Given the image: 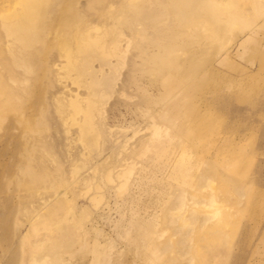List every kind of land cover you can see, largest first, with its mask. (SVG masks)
Listing matches in <instances>:
<instances>
[{"label": "rangeland", "instance_id": "374dc122", "mask_svg": "<svg viewBox=\"0 0 264 264\" xmlns=\"http://www.w3.org/2000/svg\"><path fill=\"white\" fill-rule=\"evenodd\" d=\"M82 1L90 3L41 0L28 14L29 0H0V264H36L41 259L42 264H234L238 253H251L264 227V58L253 53L264 49V25L257 20L260 25L254 31L260 41L238 54L237 41L244 33L234 27V35H224L215 61L231 54L217 68L230 78L245 80L248 93L244 96L231 83L220 92L201 94L204 101L197 105L208 114L205 120L212 128L190 145L182 134L176 141L172 137L176 127L179 131L188 127L190 120L185 117L156 120L149 129L145 118L137 115L135 104L142 91L137 87L150 91L159 77L141 76L119 60L113 44L120 31V15L117 8L103 6L114 0H103L99 11L85 5L86 29L74 26L78 20L72 14ZM111 19L114 22L107 25ZM28 25L36 27L37 35L32 47L18 51L17 44L29 40L23 29ZM101 26L108 27L107 37L88 33V28ZM82 40L105 41L104 49L111 53L108 60H89L88 52L98 48L79 52ZM54 62L62 64L58 74L52 73ZM97 72H101L98 78ZM130 74L135 83L129 82L117 93ZM61 84L70 89V97H76L74 89L83 93L73 104L72 99L65 101V112H59L60 99L67 97L58 93ZM158 88L157 84L151 90L153 97L163 99L165 89L158 92ZM103 89L108 96L96 102V110L109 117L104 120L110 126L89 115L88 123H96L95 131L84 124L79 128L82 119L75 105L87 109L91 94ZM126 89L132 96L121 95ZM38 94L45 107L37 104ZM222 97L225 102L211 103ZM181 99H168L157 107L172 112ZM157 129L166 152L154 151L152 132ZM144 135L149 145H140ZM184 145L192 148L183 149ZM21 159L27 164L19 168L15 163ZM200 161L208 165L200 168ZM178 162L185 163L182 174L190 185L196 184L200 171L208 172L198 188L203 187L200 192L212 197L210 203L218 207L209 217L213 221L201 222L193 240L185 243L181 240L190 229L175 234L178 225L170 223L179 199L175 188L180 185L171 175ZM223 185L228 194L220 193ZM65 187L69 189L63 207L43 211L34 221L40 206L51 200L54 191L65 192ZM193 212L184 209L181 221L191 219ZM142 231L148 237L139 238ZM208 235H217V241L221 238V245L207 239ZM215 246L227 254L223 260L213 255Z\"/></svg>", "mask_w": 264, "mask_h": 264}, {"label": "bare ground", "instance_id": "6f19581e", "mask_svg": "<svg viewBox=\"0 0 264 264\" xmlns=\"http://www.w3.org/2000/svg\"><path fill=\"white\" fill-rule=\"evenodd\" d=\"M88 1L90 2L89 4L87 2L85 4L83 1L82 3H76L75 12L72 14L75 15L76 20L79 21L74 25L77 28L81 27L82 29H86V27H88L89 20H86L85 18L83 19L85 16V5L91 7L93 11H99L102 7L101 2L103 0ZM40 3L41 0H29L28 14H33L34 8L38 7ZM110 5L115 7L114 9L117 8L120 15L117 19L119 24L115 19L120 31L115 34L114 39L116 40L115 42L113 41V46L119 50V60L124 61L126 66L129 64L132 65L134 70L141 76H144L142 74L157 75L159 79H157V81L154 80L155 83L152 82L153 85L151 83V86H153V89H157L158 84L159 88L163 87L165 89L164 98L162 99L153 97L154 94L151 92V90H153L152 88L149 91L146 89L144 90L143 85L137 87V89H141L142 91H138L140 93L137 95L138 101H136V103L138 102L143 105L145 102L146 104H144V106L138 103L135 104V108L139 109L136 110V112L137 115L145 118V125H147L149 129L152 125L151 122L156 120H165V118L174 119L177 116L185 117V119L190 120L188 127L182 131H179L176 127L173 129L172 137L173 140L176 141L175 137L182 134V136H186L184 140H187V143L191 145L197 141H201L204 135H206L212 128L211 123H208V121H206L207 119L205 120V118H207L206 115L208 114L204 113L202 106L197 105V102L204 101L201 94L220 92L221 88L225 86L229 87V84L231 83H233L237 89H240L239 92L244 96L248 93L247 84L244 82L245 80H239L238 77L230 78L222 74L217 68V65L223 64L225 60L229 58L231 53L228 52L225 54V58H220V60L216 62L215 58L217 56L215 50L224 40L225 34L229 33L230 36L235 34V32H233L234 27H236L241 33H244L238 38L237 54L242 49H250L252 44H258L260 39L257 37L258 33L256 30L254 31V29H257L259 27L257 25H260V23L264 25V0H114L109 3L103 2L104 7H110ZM258 19L261 20L259 24H257ZM110 22H114V20H108L106 24L109 25ZM35 28L34 25H28L23 28L28 32L29 40L24 41L25 43H18L15 47L16 50L24 51V49L32 47V39L37 35ZM99 28V30H94L95 28L90 30V28H88V33L93 34L97 32L99 35L105 34L106 37L110 34L107 26H101ZM84 36L89 38L91 35ZM91 37L94 36L92 35ZM88 42L89 41H83L80 46L78 44L77 49H79V52L81 50H83V52H88L91 48H98L97 52H88V57H90L89 60L92 58H98L105 61L108 60V56H110L111 53L106 52L104 49L106 45L105 41H100L98 43ZM74 45L73 48L76 47V45ZM261 49L256 48L254 49V52L252 51L257 57L261 56L258 57L259 59L264 58V49ZM86 54L87 53H84V55ZM126 54L130 57L127 58L125 56ZM6 62L8 63L9 61ZM86 62L87 61H85V63ZM61 68L62 64L54 62L52 73L57 72L56 74H58ZM248 74L253 78L252 73L248 72ZM99 76H101V72H97V76L95 77L98 78ZM125 80L127 82L124 83L122 87L118 86L117 93L120 94L123 87H126L129 82L131 84L135 83V79H132L131 74L130 76L126 75ZM60 87L59 89L61 90L58 93L62 96L65 94L67 97L65 100L60 99L59 112H65L67 105L65 101L72 99L71 104H73L76 102L75 98H77V95L83 93H81V89V92L78 89H74L75 92H77L76 97H70L68 93L70 89L62 84ZM158 92H160V90ZM58 93H56L55 96H58ZM130 93V90L126 89L122 91L121 95L130 97L132 96ZM37 96L39 99L37 104L39 103V105L45 107L44 99L40 98L41 96L39 94ZM107 96L108 94L103 89L100 92L96 91L91 94L92 100H87V109L81 110L80 106L77 104L75 105L76 112L82 119L81 123L78 124L79 128L84 124L88 125L90 129L95 131V128L97 127L96 123H88L89 115L93 120H95L96 115L99 124L100 122H104L102 126L109 125V123H106L104 120L108 116L105 118L104 113L101 115L100 111L96 110V102H104ZM179 97L182 99L178 102V106L173 108L172 112L167 110V108L160 109L157 107L160 103H164L168 99L176 101ZM87 98V96L84 97V99ZM214 102L223 103L225 100L224 97L214 98V100H211V103ZM183 114H186L187 116H182ZM148 119H152V121H148ZM161 123L168 125L167 121H162ZM173 126H176V124H173ZM159 129L162 128L159 127ZM159 129L152 132V136H156L155 138L152 137V145L153 143H156V147L153 145L155 149L154 151L158 150L166 152L167 147L160 138ZM80 131L81 130H79V133ZM146 136L147 135L142 136L143 139L140 140V145H149L146 139H144ZM79 141L81 142L80 138ZM20 146L21 145L17 143L16 149H20ZM188 147L190 146H185L183 149H187ZM191 148L192 147H190V149ZM99 154H101V152H99ZM24 159L16 161L15 164L19 168L20 166H25L27 161ZM220 159L226 161L225 157H220ZM201 161L199 162L200 168L201 166L208 165L205 162L202 165L203 161ZM184 164L185 163L182 162L175 164L176 169H173L171 173L172 178L176 179L180 186L175 188L179 194V199L175 208L171 210L170 223L174 226L178 225L175 228V234L182 235L186 229H190L187 230L181 243H185L190 239L193 240L192 235L196 230V226H199L201 222H212L213 220H210L211 218L209 217H211V213L218 210V207H215L214 203H210L212 197L207 196L208 194L205 195L204 192H200L203 187L198 188L202 185V182L208 179V172L200 171L194 180L196 184L193 186L190 185L189 181L185 179V175L182 174V167H184ZM229 171L234 175L238 174L237 171L234 172L230 169ZM31 174L33 175L34 173L32 172ZM3 176L4 175L1 177ZM222 187L223 188H221L220 191L221 194H228V192H230L224 188V185ZM68 189L69 187H65L63 189L65 192H59L58 190L54 191L50 196L51 200L47 199L35 213L34 221L37 219L39 220L46 210H60L64 205L63 200ZM204 200H206V202L202 205ZM201 205L203 206L202 209ZM184 209L190 211L194 209L195 212L191 215V219L182 222L181 220L183 217L181 216V212ZM199 212H203L202 217H200ZM216 222H219V218ZM186 226H188V228H185ZM32 230L33 226L30 227L28 233ZM260 232L261 233L258 234L252 244L251 253H238L235 257L234 264H264V227ZM140 237H148V233L142 231L139 234V238ZM207 239L215 241L216 244L221 245L219 244L221 243V238L217 241V235H208ZM168 245L169 244H167V247ZM154 254H157V252ZM213 255L219 256L222 259L227 254H223L222 249H220L219 246H215L213 249ZM157 256H159V254H157ZM41 261L42 259L40 262ZM40 262H36V264H42V262Z\"/></svg>", "mask_w": 264, "mask_h": 264}]
</instances>
